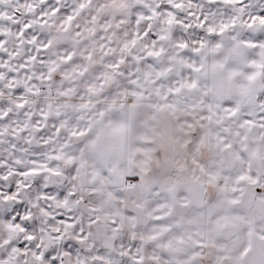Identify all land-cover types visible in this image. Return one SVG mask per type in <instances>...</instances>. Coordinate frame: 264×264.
Instances as JSON below:
<instances>
[{"label":"snow or ice","instance_id":"obj_1","mask_svg":"<svg viewBox=\"0 0 264 264\" xmlns=\"http://www.w3.org/2000/svg\"><path fill=\"white\" fill-rule=\"evenodd\" d=\"M0 264H264V0H0Z\"/></svg>","mask_w":264,"mask_h":264}]
</instances>
